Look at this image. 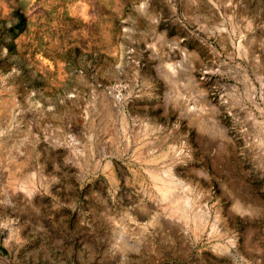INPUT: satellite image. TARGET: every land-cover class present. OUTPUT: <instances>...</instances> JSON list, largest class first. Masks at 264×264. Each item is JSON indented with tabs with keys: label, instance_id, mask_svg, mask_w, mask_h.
<instances>
[{
	"label": "rangeland",
	"instance_id": "rangeland-1",
	"mask_svg": "<svg viewBox=\"0 0 264 264\" xmlns=\"http://www.w3.org/2000/svg\"><path fill=\"white\" fill-rule=\"evenodd\" d=\"M0 264H264V0H0Z\"/></svg>",
	"mask_w": 264,
	"mask_h": 264
},
{
	"label": "bare ground",
	"instance_id": "bare-ground-1",
	"mask_svg": "<svg viewBox=\"0 0 264 264\" xmlns=\"http://www.w3.org/2000/svg\"><path fill=\"white\" fill-rule=\"evenodd\" d=\"M166 179H167V181L163 184L162 183V185H161V187H159V190H160V192H161V195L163 196V197H166L169 193H170V190H171V188H172V184H173V171L171 170V169H169V170H167L166 172ZM176 182V181H175ZM188 201H189V199L186 197V198H183V204L185 205V204H187L188 203ZM186 206V205H185ZM184 209H185V207H184ZM183 209V210H184Z\"/></svg>",
	"mask_w": 264,
	"mask_h": 264
}]
</instances>
